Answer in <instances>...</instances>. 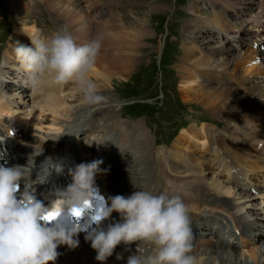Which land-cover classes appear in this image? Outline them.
<instances>
[{
	"label": "bare ground",
	"instance_id": "1",
	"mask_svg": "<svg viewBox=\"0 0 264 264\" xmlns=\"http://www.w3.org/2000/svg\"><path fill=\"white\" fill-rule=\"evenodd\" d=\"M94 1L97 2L98 0H94ZM100 1L105 3L108 0H99V4H100ZM119 1L122 4L123 2L125 3V2H130L133 0H122V1L119 0ZM216 1H221L223 3V0H216ZM78 2L79 1L77 0H57L55 1L56 4L60 5V7L62 8L64 7L63 9L64 11L60 12V14H62L65 17H69L71 15V20L69 21L70 25L67 26V29L72 34L77 35V36L79 35L80 29H84V28L88 29L89 27H92V22L91 20L89 21L88 19L90 16L89 13L91 12L88 10L89 13H87L86 10L82 8L80 9V7H78L77 5ZM113 2L110 3L109 7H111ZM55 3H50V4L55 6ZM215 5L216 4H214V6ZM17 6H18V3L16 2V7ZM85 6L87 5H84V7ZM157 6L158 4L153 6V8L154 9H159V8L166 9L168 7L167 4L166 6L164 5L163 6L159 5L160 7L159 6L157 7ZM216 11H217V17L223 16V14H221L222 10L218 9V5L216 7ZM14 12L12 11V15ZM98 14H99V11L95 13V17H97ZM120 14L121 13L111 14L110 18L108 20H105L102 23V25L100 23H99L100 25L96 24L100 26L99 29L96 26V32L98 29V32H100L102 35H106L108 37L114 38V40L116 41L117 43L115 44L116 46L112 48V50H111V47L109 49L110 51H113V52L116 51L114 54H122L125 52L133 51V49H135L134 47L137 45L136 43L139 42L138 37H142V35L146 33V31H144L145 29L143 26L145 22H142L141 24L143 25L140 24L141 27L137 28L136 27L137 25L134 24V22L132 21L131 23H127L124 19L123 21H121L120 19H117L116 16L120 17L121 16ZM22 16H19V17L17 16V18H15V21L16 20L17 21L15 23L14 31L12 33L11 40L9 42V48L6 50L5 55H4V60H6L7 63L3 69H0V76L3 75L6 67L15 68L16 63H18L17 61H14L12 59V53H11V44H15L18 40L16 37V32L19 30L23 35L27 36V40L30 41L31 45H32V40L28 32L31 33L33 36L42 34L40 28L35 23H31L29 20L27 21L26 15H22ZM111 19L114 20L113 23ZM137 19H139V17ZM115 20H118L120 22H117V21L115 22ZM214 21H216V19ZM107 22L109 24H106ZM193 22L194 21H189L187 23V28L190 27V33L189 32L186 33L185 34L186 36H189L188 34H191L192 31L196 30L199 26V23L203 24L202 26L204 28L203 31L208 30L206 32L211 33L210 25L207 22V19L204 18L203 16H201L200 20L198 21L196 25H193L194 24ZM117 26L122 27L121 28L123 29L122 33L120 32L121 29L119 30V32L116 29L114 30V28H116ZM128 27H130V29H128ZM184 33L185 32H183L182 34ZM225 38H226V35H225ZM203 39H204L203 41L204 44H206L205 41L207 40V38L204 37ZM215 44L216 43L213 42L212 46L205 45V47L211 49L213 46L214 47L216 46ZM25 45L31 46L29 43ZM229 47H232V45L231 46L229 45ZM183 48H184V51H186V49L187 50L191 49L194 51V47L191 44H189V40H187V37L184 40ZM105 49H108V47H106ZM219 52L220 50L216 49L214 52L215 54L214 53L209 54V56H205V57L198 58L197 60H195L198 66L196 69L197 70L196 75H199V73L203 71L202 67L215 66V68H218L217 69L218 71H221L223 70L221 69L222 67H229L230 62L237 63L234 60L240 59L244 56V55H238L236 57L229 58V51H228V54H225L227 56L226 57L224 56V58H221L223 57V55L215 56ZM136 53L137 52H135L134 54L135 56H137ZM102 56L106 57V55H102ZM260 57H263V59H261L260 62L254 61L255 59H257V57L254 59L244 60L242 64H243V68L245 69V71L253 72L254 70H258L259 68L264 70V52L261 51ZM100 58L103 59V61H101L100 59L97 60V66L95 68V71L92 73L94 79L97 82L99 90L106 89L103 87L112 86L110 83L113 79L114 73L117 72V73L123 74L127 72L126 66L124 67V70L118 71L119 68H116V66L114 65L115 60L111 62L113 58L110 59L106 57L104 59L101 57V55H100ZM218 59H221V61H218ZM116 60H118L119 63L123 62L122 57L116 58ZM130 62H129V65H130ZM187 65H189V63L183 64L182 70H184V68ZM238 65L239 64L237 65L235 64L234 66L235 69L234 68L233 69L238 70V67L240 66ZM187 70H190L189 67H187ZM16 76L18 77L15 78ZM215 77L220 82H226V77L228 76L216 74ZM24 78H25V74L20 71L19 75H14V79H13L14 83H11L8 85L7 83L9 80L8 77L6 78V81L0 82V93L13 96V97L6 99L4 94H0V119L1 121H4L5 123L9 122L10 124V122H12L13 124L15 119L18 118V124L22 125V127L30 128L31 130H38V129L40 130L41 128L45 127L44 114H47L48 110L51 112L52 117L50 118L49 121L47 120L48 123L46 124V128L48 129L49 134H47V136L46 135L41 136L40 137L41 139H38V138L31 139L32 141H36L41 147H44L45 150L40 148V146L39 148H35V149L26 150L24 148L26 150L25 151L26 154L23 151L20 154L21 156L25 154L23 157L24 160L26 161L24 165H27L30 160L32 164L31 175L33 174L35 176L38 175L37 179L39 178L42 172V169L44 168V165H43L41 169L44 156L46 159V164H51V168H52L56 160L58 150L63 145H66L67 149H69V151L72 154L74 153L76 154L80 163L85 162L86 160L82 159L81 154L73 150V148H75V145L73 142V136L74 135H79V136L87 135L89 131L90 132L91 131L101 132V131H105L104 129H113L115 126L117 128V131L121 130L122 132V134L118 133V139H117L118 148L116 149L117 152L119 150L123 152L122 149L126 145L125 144L126 141H128L129 145L140 144L144 146L145 151H146L147 148L143 144L142 141H138L135 143L131 142L132 133L130 137L128 138L126 135V130H123V128L120 126L119 127L116 126V124L118 123V120L123 119L122 116L119 115L117 110L116 111L118 113L117 115L118 118L117 120H115V117L111 116L108 113H98L97 112L98 109L102 107L103 105L98 106L95 109L90 107V113L88 114L87 110L84 112H81L80 117L82 118V120L78 123H75L70 118V115L73 112L79 111L82 107L86 105H84L81 101V94L71 84H65L59 87L58 89L53 88V90L50 92V95L54 97V99L50 103L44 102L43 100L38 98L35 94L31 95L30 94L31 90L29 89L28 94H27L29 99H27L26 101L29 102L30 108H27L21 102H19V105L21 106H18L16 104L18 102H15L14 98L22 95L27 89V87H25L23 84ZM180 81H181L180 86L182 87L180 91H182L181 94L185 100L188 99V101H197V102L205 104L206 106H213L214 109H212V111L215 115L225 120L224 121L225 123L236 125V128L232 130V132L229 133L231 134V137L221 135L220 131L216 130V128L212 129V132L214 133L213 134L207 129V127L204 124L201 127H197V124L194 123L193 125H190L188 128L183 129L173 140L172 145H171V150L167 149V161L171 164V166H169L168 168V171L172 174H169V177H167V174L165 172L161 174V172H163L164 168L166 167L165 162L163 160L160 163V165L157 163V165H159L160 167L157 165L155 166L152 165L153 167H156L157 169V172H156L157 182L154 184L152 183L151 186H148L146 183L144 186L147 185V188L143 187V189L149 190L150 187L155 186L154 193H159L161 191H167L170 195L180 194L183 197L185 203L188 205V208H191V206L189 205H192L195 208H201L207 205H210L213 207L225 206L229 210L232 209L234 211L232 213L235 214L236 212L243 210L244 206L240 205V203L237 202L236 200L231 202V201H226V200L221 201L216 198H213L212 194L210 193V190L211 191L220 190V191L226 192L227 194H232L235 190L239 189L241 192L239 194H241V198L243 199V201H245L247 197L251 198V196L253 195V193H251V188L249 184L250 181L253 180L252 174H251V171H252L251 168L254 167L255 164L258 163L259 161L258 159H261L262 157L264 158V140H263L264 120L262 119L257 120L255 117H260V116L254 115L248 110H250L251 108H254V109H260L264 111V102H261L259 99H257V98H264V81L260 80V82L257 83L255 86L246 89L244 92L239 91L238 93H234L233 90L225 89L224 87H221L219 85L212 86L213 84L210 81L208 82L209 83L208 85L207 83L205 85H203L202 83L200 84L198 82V76H195V78L184 77L180 79ZM108 89L110 90V88ZM247 92H248V95L254 96L253 97L254 100H251L250 98H246L245 94ZM104 96L106 97V102L110 101L106 95ZM238 98H241V100L240 101L237 100L236 102H233L235 101V99H238ZM244 98H246L249 101V103H247L246 105L242 104V101ZM111 101H113V99H111ZM117 106L118 108H120L121 103L118 102ZM21 107H23V109ZM209 109L211 110V108ZM13 110H15V112H13ZM236 112L238 113V115L244 114V118L242 120H238V118L236 119L232 118V115H235ZM247 115L253 116L254 118L253 123L250 122L251 118L246 119ZM66 117H68L70 120L64 121ZM74 120H77V119H74ZM94 121H98L100 126H98L97 128L91 127L93 126ZM81 124L86 126V129H84L82 132L80 129ZM148 128L143 126L142 130H139V136L142 137V139L145 141L147 145L149 144V133L146 130ZM130 131L132 130L130 129ZM17 134L18 136H21L22 139H29V135H30V134L24 133L23 131ZM253 136L257 137L254 141H252V139L255 138ZM107 140L109 142L112 141L111 139H107ZM260 141L262 142V146L257 147V143H259ZM78 144L80 147H82V149L86 148L85 154H87L88 160L91 159L90 152L101 150L104 153H108L110 151L109 149L111 148L109 145H107V143L106 144L101 143V144H98L94 150H91L90 152H86L87 143L85 141H82V143L78 142ZM28 147L30 148V146ZM32 147L34 148V145ZM6 149H7V154L5 153L6 158L9 160V162H11L13 160H11L8 157V152H11L12 149L9 147ZM21 149H22V146H21ZM195 150L196 151L199 150V152H201V154L203 155V158L199 156L198 153H195L194 152ZM35 151L44 152V153L39 154L37 152L35 153ZM30 154L31 155L34 154L33 156L35 157V159L38 156V160L33 161L30 157ZM114 154H117V153H112L111 155H114ZM117 155H114V158H116ZM144 155L145 156L147 155V151L144 153ZM19 159H21V157H18L17 161ZM128 161L129 160H127V163ZM37 162L39 163V168L37 166ZM151 163L154 164V162H151ZM105 165L106 164L103 162V164L100 167L105 168ZM51 168H50V171H51ZM259 172H261L264 175V169L260 170ZM108 173L109 171L97 172L96 174V180L102 185V188L104 189V191L107 190V185L104 183V180L107 179L108 181L109 179ZM262 174H258V175L261 177ZM166 177L168 179H166ZM41 179H42V176H41ZM145 179L146 177H144V180H141V182L144 183ZM118 180L119 182H122V183L124 182L131 183V179H124V178L118 177ZM146 182H147V179H146ZM240 188H242V190ZM125 190H127V192H125ZM134 191L136 190L131 189V188L126 189L124 187H120V190H114V193L123 194L127 196V195H130ZM109 196H111L110 193H109ZM119 217H120L119 213L116 216L112 214V216L109 218L108 221L113 222V218L116 220ZM190 220H191V224L197 221L196 224L191 226L193 230V234L195 232V229H194L195 225H197L200 222L210 221L208 216L204 217L198 214H190ZM218 222L220 223V220H218ZM236 222L237 220H235V223ZM235 223L233 225H235ZM226 229H227V225H226ZM256 229H258V226ZM225 232H229V234L232 237L235 235L237 236L238 234L235 228L227 229ZM208 234L211 235L213 233H208ZM258 234H259V230L254 233L253 232L249 233L247 234V236L249 235L250 238L252 236L257 237ZM239 237L241 238V235H239ZM213 238L214 237L212 235L210 236V238L209 236H204L203 238H201V241H197V243L194 245L193 247L194 251H196L197 253H200L201 248L203 246L207 247L211 245H216L217 247L234 248V247H237L238 245V243L236 242H233V241L229 242L227 240L223 242L216 241V243H214ZM250 238L246 240H243L242 238L241 239L243 243L246 245V244H249L250 241L252 240ZM79 241H80L79 245L76 248H74V251L71 254H68V251L70 248L69 246L60 245L58 247V251L65 255L63 257L59 256L55 264H127L128 256L136 251V244L138 243V242H133L130 246H125L122 243L119 245L120 247L116 246V249L114 250L113 255L108 257L106 261H99L96 259L97 253H96V250L91 247V242L85 239V233L84 234L79 233ZM262 241L264 242V238ZM82 245H85L86 248L84 249V246ZM245 245H244V248L247 249ZM133 246H135V249H133L132 251H127L128 247H133ZM219 249L221 250H218V251H216V249L211 250L209 253L204 254V255L197 254L196 257H197L198 264H251L249 261L250 259H248L245 254H242V253L237 254L236 252H233V250H230L227 248L226 249L219 248ZM256 250L257 248L254 249L255 252L254 251L251 252V254H253V258H257V257L260 258V260L262 261L259 262L258 264H264V254L262 253L259 255H254V253L257 254ZM116 253H120L122 258L117 259ZM49 264H52V262H49Z\"/></svg>",
	"mask_w": 264,
	"mask_h": 264
},
{
	"label": "clouds",
	"instance_id": "2",
	"mask_svg": "<svg viewBox=\"0 0 264 264\" xmlns=\"http://www.w3.org/2000/svg\"><path fill=\"white\" fill-rule=\"evenodd\" d=\"M28 34L34 46L10 44L12 59L25 74L23 84L31 95L50 103L53 88L71 84L81 94L84 105L95 109L106 102L92 75L101 53L102 36L77 43L67 27L50 35ZM6 63L0 60V69ZM4 95L6 99L13 97ZM102 164V159L77 164L71 170L72 183L49 209L35 195L34 185L46 180L51 164L44 166L38 180H33L30 160L27 165L0 163V264H55L61 254L58 247L76 248L80 232L91 242L99 261L112 256L117 245L138 242L127 264H198L192 253L194 234L183 197L138 188L127 196H110L109 204L97 195L96 174L108 171L100 167ZM93 200L97 202L96 210L90 212ZM114 211L121 219L113 218L105 226ZM52 212L55 215L48 219ZM116 257L122 258L120 253Z\"/></svg>",
	"mask_w": 264,
	"mask_h": 264
},
{
	"label": "rangeland",
	"instance_id": "3",
	"mask_svg": "<svg viewBox=\"0 0 264 264\" xmlns=\"http://www.w3.org/2000/svg\"><path fill=\"white\" fill-rule=\"evenodd\" d=\"M15 1L18 3L17 7H16ZM55 1H57V0H0V12L2 10H3V12L5 10H7L10 12V14H12L11 11L14 12V10H15V12L12 15V21L10 20V18L6 20V21L9 20L10 24L12 25V28L9 30H4V31L0 30V58H2L1 60H3V54L5 55L6 50L4 48H5L6 42L7 43L9 42L10 34L12 32L13 26H15V23L17 21V20L15 21V18H17V16L19 17L22 15H26L27 21L29 20L31 23H35L40 28L41 32L43 34H46V35L53 33L54 31H56L58 29H62V27L64 28V27H67L68 25H70L69 21L71 20V15L69 17H65L62 14H60V12L64 11L63 10L64 7L63 8L60 7V5L56 4ZM77 1H79L77 3V5H78V7H80V9L82 8V9L86 10L87 13H89L88 12V10H89L92 13V14L89 13L90 16L88 18L89 21L91 20L92 26L95 23L96 24L100 23L102 25V23L105 20H108L110 18V15L114 14V13H121L120 14L121 18L116 16L117 19H120L121 21H123V19H124L127 23H131V21H132V22H134V24L137 25L136 26L137 28H139V27H141V25H143V24H141L142 22H145V24L147 23V25H145V24L143 25L144 29H145L144 31H146V33H144L142 35V37H138L139 42L136 43L137 47L135 46L134 47L135 49H133V51L125 52L122 54H114L116 51L113 52V51L109 50L110 47L112 50V48H114L116 46L115 44H117V43L114 40V38L108 37L106 35H102L100 32H98V29L100 26H98L97 32H96V29L94 32L91 31L92 27H89L88 29L84 28V29L79 30L78 36H80L79 38H81V40H79V41H82V42H87L88 40H90V36L92 38L96 37L98 35L102 36L103 37V44H102L103 47L101 48V53H100L101 57L104 59L106 57L110 58V59L113 58L111 62H113L115 60L114 65L116 66V68H119L118 71L124 70L125 66L127 68V70H126L127 72H125L123 74L117 73V72L113 74V79L110 83L112 85L111 87H103L106 89H100L102 94L106 95L110 101L104 103L103 106L98 109V111H97L98 113H108L111 116L115 117V120H117L118 113H119V115H120V112L122 113V115L127 114L126 113L127 109H126V107L123 106V104L127 101H133V100L141 101V102H148L149 104H151L153 106L161 104V107H162V104H164V103H167L169 105H171V104L175 105V104L179 103V100H182L183 102H186V103L190 102V103H188V106L192 105L195 109H196L195 106H199V107L202 106V107L207 108V109L211 108V110L214 109L213 106H206L205 104L197 102V101H188V99L185 100L182 97V94H181L182 91H180V89L182 87L180 86L181 84L178 82L179 77H180V79H182L184 77L195 78V76H198V82L200 84L202 83L203 85H205L207 83V85H208L209 84L208 82L210 81L213 84L212 86L219 85L221 87H224L225 89L233 90L234 93H238L239 91L244 92L246 89L255 86L257 83L260 82V80L264 81V70L263 69L259 68L258 70H254L253 72H247L243 68V64H242L244 60L254 59V58L258 57V55H259L260 59H263V57H260L261 51L258 49H255L253 46V43L255 40H258V39L264 41V36L259 35L254 30V35L256 36V39L250 38L251 41L244 45V46H246V48L241 52H239L233 46L229 47L227 45L226 46L223 45V43H224L223 39H225V36L223 35L224 33L227 34V36H228L227 38H229V39H227V41L230 44V46L233 45V43L231 42L232 36L230 34V28L233 26V23H234L233 21L238 20V16L234 12L238 11L241 14L240 17L243 20H247V17H246L247 12H249L248 16H250V14H252L251 13L252 9H254V13L258 12V8L256 6L257 3H254V2L255 1L260 2V1H264V0H223V3L221 1H216V0H206L215 9V11H216L217 5H218V9L222 10L221 14H223V16H218L217 18H215L213 11L210 10L205 5L204 0H133L134 2L133 1L125 2V3L123 2L122 4L119 0H116V1L113 0L114 2L112 0H110V2H109V0H108V1H106L107 3L106 2L103 3L102 1H100V5L97 2H95L94 0H77ZM111 2H113V3L111 5V7H109ZM50 3H55V6L51 5ZM79 3H80V5H79ZM49 4H50V6H49ZM156 4H158V6L159 5L160 6H163V5L166 6V4H167L168 7L166 9H160V8L154 9L153 6H155ZM214 4H216V5L214 6ZM252 4L254 5L253 7H252ZM84 5H87V6L84 7ZM50 7H51V9H50ZM157 7H155V8H157ZM193 7H194V9H193ZM1 8H3V9H1ZM96 9H98V10H96ZM104 9H105V11H104ZM97 11H99V14L97 15V17H95V13ZM103 11H104V13H103ZM201 16H203L204 18L207 19V22L210 25L211 32L213 31L214 28H216L219 31V35H222V40L220 41L219 46H215V47L213 46L211 49L205 47V45L206 46H212L213 42H215V38L210 36L211 33L206 32L208 30L203 31V29H204L202 27L203 24H201V23H199V26L196 30L192 31L191 34H188L189 36L185 35L188 32L190 33V27L187 28V23L189 21H194L193 25H196L198 23V21L200 20ZM22 17H24V16H22ZM138 17H139V19H137ZM99 19L101 22L99 21ZM215 19H216V21H214ZM166 20H167L168 26L171 27L170 31L175 33V35L177 36V37L172 36V39L174 41L170 40L166 36L164 37V33L162 32V30L165 29L164 23ZM111 21H112V23L114 22V20H112V19H111ZM116 21L120 22L118 20H115V22ZM237 22H239V21H237ZM10 24H9V26H10ZM106 24H109V23L107 22ZM161 24L164 26L162 28V30L160 29ZM243 24H245V23L239 24L238 28H240ZM251 27L258 28L256 23H253L251 25ZM121 28L122 27L117 26L116 28H114V30L116 29L119 32V30ZM128 29H130V27H128ZM120 32L122 33L123 29H121ZM183 32H185V33L182 34ZM131 36H132V34H131ZM16 37L18 39L17 42L22 43V44H28L29 43L31 45L30 41L27 40V36L23 35L19 30L16 32ZM186 37H187V39L189 38V44H191L194 47V51L191 49H188V50L186 49V51H184L183 44H182L180 46V49H183L182 55H181V50H180V52H179L180 56L177 55V53H176V57H175L174 48L177 46V44L180 45L179 43L181 42V40L184 41L186 39ZM204 37L207 38V40L205 41L206 44H204V42H203ZM165 39H167L168 45L165 48H163L164 43H165ZM110 42L113 44H111ZM240 43H238V45H236L238 48L242 46V45H240ZM106 47H108V49H105ZM216 49L220 50V52L217 53L215 56H222L223 55V57H221V58H224V56L226 57L227 55H225V54H228V51H229V58L236 57L238 55H244V56L240 59L234 60L237 63L230 62L229 67H222L221 69H223V70H221V71H218L217 70L218 68H215V66H213V67H202L203 71L200 72L199 75H196V72H197L196 69L198 66H197V63L195 60H197L198 58L209 56V54H213ZM135 52H137L136 53L137 56L134 55ZM162 52H163V56H166L167 58H169L171 60L172 66H170V67H172L174 69V71H170V70H167L166 68H164L165 71H163V72L159 71L158 74L152 75V72L154 70H156V67L158 65L157 59H159ZM107 54H109V55H107ZM100 55H99L98 59L103 61V59L100 58ZM102 55H106V57H104ZM133 55L135 56L136 59L134 58ZM178 56H179V58H178ZM119 57H122L123 62L119 63V61L116 60V58H119ZM129 60L132 62H130ZM218 61H221V59H218ZM129 62H130V65H129ZM186 62H188L189 65H187L184 68V70H182V65L188 64ZM17 64L18 63H16V65ZM235 64L240 65V66L238 65L239 66L238 70L237 69L234 70ZM187 67H189L190 70H187ZM13 71H15L17 73L20 72L17 67H15V68L6 67L4 70V73L2 75V76H4V78L1 79L0 82L6 81V78L8 77L9 80L7 83H8V85L11 84L10 75L13 74ZM165 72H167L166 73L167 77L165 76ZM138 74L140 75V80L138 82H136L135 80H136V77ZM216 74L228 76V77H226V82H220L215 77ZM248 76H251L252 79ZM129 80L131 83L134 84V88L137 89V95L136 96L127 97L128 94L122 96V94H120V92H119L120 88L122 87V84L126 83V81H129ZM232 82H238L240 84V86L235 87ZM248 82H252V83H250L249 85H246V83H248ZM166 86L168 87V91L166 90ZM108 88H110V90ZM163 88H164V90H163ZM28 90H29V88H27L22 95L14 98V101L18 102V104L16 103L18 106H21V105H19V102H21L27 108H30L29 102L26 101L27 99H29V97L27 96ZM115 90L118 91V94L115 92ZM162 91L164 92V94L166 96L162 93ZM253 97L254 96H252V95L246 96V98H250L251 100H254ZM111 99H113V101H111ZM237 100L240 101L241 98L235 99V101H233V102H236ZM78 102H80V101H78ZM118 102H120L123 107L118 108L117 106L112 105L113 103L118 105ZM170 102H172V103H170ZM21 108L23 109V107H21ZM109 108H111V109H109ZM86 110L88 111V114H89L90 113V106L86 105V106L82 107L79 111L73 112L70 115V118L75 123H78L82 120V118L80 117V113L84 112ZM116 110L118 111V113ZM259 110L260 109H256L257 112H255V113L251 112V113H253L254 115L260 116V117H255L257 120H261V119L264 120V118H263L264 115L261 116V114H260L261 112H259ZM248 111L250 112L251 110H248ZM13 112H15V110H13ZM151 112L161 113L160 110H152ZM192 112L194 114H192ZM203 114H205V111L204 112H202V111L196 112V110L192 111L189 107V108H182L180 110V114L177 113L175 116L179 117V120L182 118L186 119L183 121V124H188L187 119H190L193 116L191 123L189 124V125H191L193 123V121L195 120V118L199 117L200 120L203 119V117H202ZM154 115H156V114H154ZM51 117H52V114L48 110L47 114H44V118H45L44 125H45V127L41 128L40 130L38 129V130L28 131L27 134H30L29 139L20 140L19 137H17L15 139H13V144H18L20 146L21 152L24 151L25 149L27 150V149L39 148L40 145L36 141H32L31 139H34V138L41 139L40 138L41 136H44V135L47 136V134H49L48 129L46 128V124L48 123V121L50 120ZM138 118L140 121H137V122H135V119H133V118H130L128 120L119 119L118 120L119 124L117 123L116 126L117 127L120 126L123 128V130H126V135L128 138L130 137V135L132 133L131 142L135 143L137 140L142 141L143 144L147 148L146 149L147 155L146 156L144 155V153L146 152L144 146H142L140 144L129 145L128 141H126L125 142L126 145L122 149L123 152L121 153V157H119V159H118V162H117L118 165H115V166L110 168V174L115 178L119 177V178H124V179H131L133 181L135 180V182L137 184L136 183H132L133 185L131 184V188L134 190H138V188L143 189V187L147 188V185L151 186L152 183L154 184L157 182L156 181L157 174L154 170H152V168H153L152 165L155 166V165H157V163L160 165L162 160L165 162L166 167L164 168V171L161 172V174H163L165 172L167 174V177H169V174H172L168 171V168H169V166H171V164L167 161V149L171 150V146L160 145L163 147L159 148L160 146H155L152 143V140L156 142V136H155V133H156L158 136L157 142H160L161 139L167 138L168 135H171L172 132L174 131V129L176 128V126L169 128V127H171V124L166 123L167 118H165L164 116H154L153 118H149V117L145 118L144 116H140ZM232 118H235V119L238 118V120H242L244 118V114L238 115V113L236 112L235 115H232ZM74 119H77V120H74ZM246 119H250V122L253 123V119H254L253 116L247 115ZM68 120H70V119L68 117H66V119L64 121H68ZM144 120H146V121L148 120L150 126H152L155 133L153 132V130H151L150 128H148L146 126ZM221 120L223 122L225 121L223 119H221ZM0 121H1V119H0ZM156 121L158 123H156ZM1 122H4V121H1ZM160 122L165 124L166 127H168V128H165L162 132H161L160 127H159L161 125ZM13 123L18 125V118L15 119V121ZM7 124L10 126L11 122H10V124H9V122H7L5 125V127L7 128L6 135L4 134V132L0 131V138L6 137L8 140H11L12 137L8 133L9 127ZM157 125H159V126H157ZM98 126H100L98 121H94V124L91 127L97 128ZM143 126H146L149 129V130L146 129L149 133V144L148 145L145 143V141L143 139H140L141 137L139 136V130H142ZM201 126L197 125V127H201ZM232 127L233 126H229V128L226 130H228V132L230 133V132H232V130H234V129H232ZM130 129L132 131H130ZM216 130H218V129L216 128ZM135 131H137V133ZM218 131H220V130H218ZM52 132H54V131H52ZM50 134H51V132H50ZM104 134H105V131H101V132H97V131H95V132L91 131L90 132L89 131V133L86 135V139H88L87 136H91V138H90L91 141H89L88 143L85 141L87 143L86 152H90L91 150H94L96 148V146L98 144H101V143H105V144L107 143V145L110 146L111 142H109L107 139L103 141ZM110 134H109L110 139L113 138L115 141L118 139V135L116 132H112ZM253 137H255V136H253ZM256 138L257 137L252 139V141H254ZM27 140H29V141H27ZM263 140H264V138H263ZM76 141H77V139H76ZM33 145H34V148L32 147ZM21 146H22V149H21ZM28 146H30V148ZM117 147L118 146L113 145V149H115ZM40 148L44 149V147H41V146H40ZM195 148H197V147H195ZM12 151L13 150H11V152H8V157L11 160L15 161V157H14V155H12ZM2 152H4V151H2ZM36 152L37 151H35V153ZM194 152L198 153V155L203 158V155L201 154V152H199V150H197V151L195 150ZM37 153L43 154V152H39V151ZM6 154H7V149H6ZM31 154H32V152H31ZM31 154H30V157L33 161L38 160V156L35 159V157L33 156L34 154L33 155H31ZM151 159L153 160L152 162H154V164L150 163ZM127 160H129L128 163H127ZM258 160H259L258 163L255 164V166L251 168V170H252L251 174H252V178H253V182H254V184H253L254 187H256L259 191L263 192L264 191V175L259 171L264 169V158L262 157L261 159H258ZM13 161H11V162H13ZM104 163L106 164L107 162H104ZM141 164H142V169L140 168ZM20 165H24V164H22V162H21ZM159 165H157V166H159ZM37 166H39L38 162H37ZM105 168L109 169V167H107L106 165H105ZM127 173H128V175H127ZM258 174H262V176L260 177ZM34 176H31V178H33ZM144 177H146L147 182L145 179L144 183H142L141 180H144ZM167 177H166V179H168ZM146 183H147V185L144 186ZM240 189L242 190V188H240ZM245 201H247V199ZM248 203L250 205L249 210L253 209V207L258 208V204L257 203L255 204V202L253 200L249 201ZM189 206H191V208H194L195 211H199V208H195L192 205H189ZM260 206L263 208L262 209V211H263L264 206L262 204ZM232 212H234V211L232 210ZM250 214L252 215V219L257 217L255 211L252 213L250 212ZM233 217L235 220H237L235 218V216H233ZM258 218H259V216H258ZM196 223H197V221L195 223L191 224V226H193ZM258 230H259V234L257 237L252 236L250 238L249 235L247 236L248 238H250L252 240L250 241L249 244L245 245V247H247V249H250V248L253 249V250H249L248 253L245 254L247 256V258L250 259L249 261L251 264H258L259 262L262 261L258 257L253 258V254H251V252L254 251L255 245H257V247H256L257 248V250H256L257 254L254 253V255H259L262 253L264 254V250H263V248H264L263 243L264 242L262 241L264 238V232L260 231V228H258ZM211 235L213 237L216 236L215 234H211ZM211 235H209V238ZM82 246H84V249L86 248L85 245H82ZM117 246L120 247L119 245H117ZM220 248H222V247H220ZM133 249H135V246L128 247L127 251H132ZM223 249H226V248H223ZM218 250H221V249L217 248L216 251H218ZM230 250H233V252H236L237 254H241L240 249H237V250L230 249ZM261 250H262V252H261ZM73 251H74L73 248H71V249L69 248L68 254H71ZM64 255L65 254H63V253L60 254L61 257H63Z\"/></svg>",
	"mask_w": 264,
	"mask_h": 264
},
{
	"label": "snow or ice",
	"instance_id": "4",
	"mask_svg": "<svg viewBox=\"0 0 264 264\" xmlns=\"http://www.w3.org/2000/svg\"><path fill=\"white\" fill-rule=\"evenodd\" d=\"M79 214H80L79 210H77V215H79ZM54 215H55V212L49 213L48 219H52Z\"/></svg>",
	"mask_w": 264,
	"mask_h": 264
}]
</instances>
